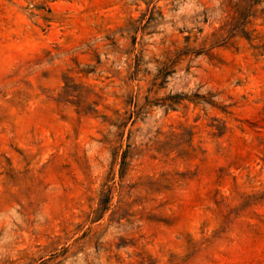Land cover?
I'll use <instances>...</instances> for the list:
<instances>
[{"label":"rangeland","instance_id":"rangeland-1","mask_svg":"<svg viewBox=\"0 0 264 264\" xmlns=\"http://www.w3.org/2000/svg\"><path fill=\"white\" fill-rule=\"evenodd\" d=\"M0 264H264V0H0Z\"/></svg>","mask_w":264,"mask_h":264}]
</instances>
